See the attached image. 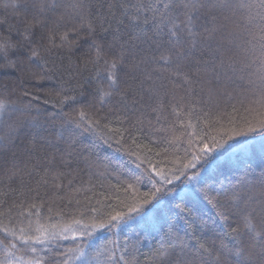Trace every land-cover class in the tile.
I'll return each mask as SVG.
<instances>
[{
  "label": "trees",
  "instance_id": "obj_1",
  "mask_svg": "<svg viewBox=\"0 0 264 264\" xmlns=\"http://www.w3.org/2000/svg\"><path fill=\"white\" fill-rule=\"evenodd\" d=\"M31 2L0 0V43L9 41L12 45L6 56L0 55V102L15 103L21 108L30 105V111L23 115L15 113L0 117V136L9 137L0 142V181H3L0 193H7V196L0 195V213L26 200V203L44 205L38 215L29 217L33 227L60 231L69 225L76 227L72 225L73 218L81 219L84 224H99L101 220L106 221L109 212L113 215L127 212L126 206L138 204L144 192L152 191V184L147 179L126 190L125 182H131L132 175L144 173L148 164L140 162L145 158L158 170L172 175L176 169L182 168V163L191 159L188 153L194 147H202L205 143L210 147L219 144L217 151L212 153L215 159L212 168L197 166L183 170L180 179L166 186L174 189L175 194L160 193L159 203L145 205L143 214L131 213L132 219L127 223L115 222L112 227L97 228L91 242L89 238L82 242L89 264H125L126 261L128 264H158V260L166 264L165 257L155 255L164 239V232L159 227L161 223L165 224L164 231H168L171 224H178L181 235L184 231L202 235L177 215L178 203L186 204L193 209L194 215L207 220L202 230L204 237H212L213 230L221 232L231 223V219L219 218L216 209L193 191L196 182H190L188 177L197 171L205 181V188H215L210 195L241 191L255 200L264 199V132L259 130L264 124V107L258 103V94L254 97L251 93H243L228 79L245 75L238 70L245 61L252 62V71L259 70L256 58L264 44V33L261 32L264 21L260 19L264 9L259 6L260 0H246L254 7L239 9L235 13V23L229 24L233 36L228 40H222L218 33L214 39L197 44L195 55L203 53L206 60L216 58L218 77L207 74L203 84L193 85L194 90L187 93L184 87L172 85L169 94L160 98L147 92V85L144 89L136 87L135 92L123 97L116 92L102 96L98 91L110 90L104 79L108 71L105 60L110 63L121 44L128 47L134 42L130 39L135 32L128 15L129 6L138 0H64L68 4L79 3L95 31L89 34L85 26L78 34L70 32L69 39L74 41L71 48H54L51 52L41 50L43 59L39 63L43 68L30 67L32 71H40L41 77L46 74L45 79H33L7 66L10 61H27L28 40H38L41 34L38 26L33 27L31 33L25 31L32 23V16L24 11L23 5ZM216 15L219 17L220 12L217 11ZM92 41L103 46L99 60H96ZM140 55L151 57L159 53L151 49ZM220 58L236 61L235 74L227 64L221 67ZM136 75L140 76L139 71ZM130 83L136 85V81ZM239 83L241 81L237 80ZM65 96H73L76 100L61 104ZM134 98L138 103L133 102ZM122 100L127 102L126 107ZM177 104L180 105L179 118L172 111ZM184 108L198 114L199 122L184 116L181 111ZM78 110L87 113L84 121L76 117ZM69 117L77 122H70ZM181 120L185 123H180ZM188 120H191L192 127L187 126ZM250 127L257 131L250 132ZM193 132L196 134L194 138L189 135ZM254 138L262 140L241 148ZM190 139H194V145L189 144ZM13 166L20 169L36 166L33 177L26 178L30 180L27 187L18 179L8 183L4 171ZM46 169L63 173L62 179L56 181L60 187H54L51 180L47 185L42 181L37 184ZM29 188L37 189L39 197ZM180 196H184L183 202ZM49 207L51 212L47 211ZM91 208L98 212H90ZM24 211L27 213V207ZM16 214L17 209L13 208L12 217L15 218ZM0 221L8 223L4 216H0ZM200 227L197 224V229ZM61 243L64 250L74 246L72 240ZM98 250L105 255L97 257ZM108 253L114 258H106ZM3 255L0 247V258ZM31 255H24V259ZM36 255L43 258L44 264H52V254L42 250ZM259 259L257 255L256 264ZM75 263L83 264L82 261Z\"/></svg>",
  "mask_w": 264,
  "mask_h": 264
},
{
  "label": "snow or ice",
  "instance_id": "obj_2",
  "mask_svg": "<svg viewBox=\"0 0 264 264\" xmlns=\"http://www.w3.org/2000/svg\"><path fill=\"white\" fill-rule=\"evenodd\" d=\"M259 6L264 9V0H260ZM23 7L24 11L32 16V23L25 31L31 33L32 28L38 26L41 29V34L38 40H28L27 61H10L7 66L14 67L21 73L30 75L33 79L47 78L46 74L41 77L40 71H32L30 67V65H34L37 69L43 68V65L39 63L43 59L41 50L51 52L54 48H71L74 41L69 39L70 32L78 34L80 29L85 26L89 34L95 31L92 23L83 14L82 6L79 3L68 4L64 0H32L31 3L25 4ZM252 7L254 5L247 3L246 0H237L235 3L230 0H138V3L129 6L128 15L129 22L135 32L130 39L134 42H130L128 47L121 44L110 63L105 60V63L108 64V71L104 75V79L107 80L110 90L98 91L102 96H111L113 92H116L123 97L130 92H135L136 87L144 89L147 85L146 91L152 96L160 98L162 95L169 94L172 85L184 87L187 93L190 89L194 90L193 85L203 84L207 74L211 73L214 77H218L216 58L206 60L203 58V53L201 56H197L194 50L199 42L214 39L218 33L221 34L222 40H228L233 36L229 24L235 23L233 20L235 13L239 9ZM217 11L220 12L219 17L216 15ZM260 19L264 21V14H261ZM121 23L123 22L121 21ZM209 24L212 26L209 27ZM261 32L264 33V27L261 28ZM114 38L118 39L119 37ZM57 39H59V44H57ZM33 44L35 46H32ZM141 45L146 47H141ZM11 46L9 41L0 43V55L6 56L8 48ZM92 46L96 52V60H99L103 46L95 41H92ZM151 49H154L159 55L151 57L140 55V53ZM256 62L259 64L258 71H252V62L245 61L238 69L245 75H240L236 79L228 77V79L243 93H251L254 97L258 94V103L264 107V44L261 45L260 55L256 58ZM219 63L221 67L227 64L234 74L237 71L236 61L231 58L229 61L220 58ZM137 71L140 76L136 75ZM253 76L256 79H252ZM237 80L241 83L237 84ZM245 80L246 82H244ZM130 81H136V85L134 86ZM37 99L39 98L37 97ZM183 99L184 97H181V100ZM75 100L76 98L73 96H65L60 103L74 102ZM133 102L138 103L135 98ZM122 103L125 107L127 106L126 101L122 100ZM163 106L161 104V107ZM178 109H180L179 104L173 107L172 111L179 118L181 112ZM28 111H30V105L21 108L15 103L0 102V117L15 113L23 115ZM181 111L184 116L193 117L199 122V115L194 114V111H189L187 108ZM86 116L87 113L83 110L76 112V117L81 121H84ZM69 119L70 122H77L71 117ZM180 123L183 124L185 121L181 120ZM186 123L188 127H192L191 120ZM88 126L91 127V124ZM259 130L264 132V124H261ZM13 131L15 130L13 129ZM113 131L118 132V130ZM249 131L255 132L257 129L250 127ZM189 135L193 138L196 136L194 132ZM7 138L9 137L0 136V142ZM194 143V139L189 140L190 145H194ZM219 147V144L210 147L206 143L202 147H194V150L188 153L191 159H188L187 163H182V168L176 169L172 175L158 170L157 166H153L145 158L140 162L148 164L144 173L132 175L131 182H125L126 190L134 188L147 179L152 184V191L144 192L138 204L126 206L127 212H116L115 215L109 212L106 221L101 220L99 224H84L81 219L73 218L72 225H76V227L69 225L60 231L33 227L29 217L38 215L39 209L44 205L35 202L26 203V200H21L7 212L0 213V216L8 219L7 224L0 221V247L4 252L3 257L0 258V264H44L43 258L36 255L42 250L52 254V264H70L74 260L89 264L82 242L90 238L97 228L112 227L115 222L127 223L128 219H132L131 213L143 214L145 205L159 203L160 193L175 194L174 189L166 186L172 185L174 180L180 179V175L185 169H195L197 166L200 169L212 168L215 165L212 153L216 152ZM139 166L138 164L137 167ZM35 167L20 169L13 166L5 169L4 174L9 184L18 179L21 185L27 187L30 180H26V178L33 177ZM62 177L63 173L46 169L37 184L39 185L42 181L44 185H47L51 180L54 187H60L56 181ZM188 180L196 181L193 191L198 192L216 209L219 218L225 221L231 219V223L227 224L221 232L213 230L212 237H204L202 230L203 226L207 225V220L194 215L193 209L187 207L186 204L178 203L176 205L177 215L183 218L189 227L201 231L202 235L196 236L195 231L191 234L184 231V235H181L182 229L178 224H171L170 229L164 231L165 224L161 223L159 227L164 232V239L161 241L160 247L155 250L156 257H165L166 264H256L258 255L260 257L259 264H264V199L255 200L252 196L241 191H232L230 195L227 193L210 195L216 190L211 186L207 188L203 186L205 181L201 179L199 171L188 177ZM157 184L160 186L157 187ZM28 190L35 191L36 196L39 197L37 189L29 188ZM0 195L7 196V193H0ZM221 195L224 196L223 199L220 198ZM179 199L183 202L184 196H180ZM26 207L27 213L24 211ZM13 208L17 209L15 218L11 215ZM47 211L51 212L52 209L49 207ZM89 211L98 212L95 208H91ZM83 215L84 213H81V216ZM21 217L23 219H20ZM10 224L15 226L9 227ZM197 224L201 226L199 229H197ZM67 240H72L74 246L64 250L61 242ZM17 253L24 255L31 253L32 255L25 260L24 255H17ZM102 255H105V252L98 250L97 257ZM106 258L112 259L114 256L108 253ZM125 264L128 262L126 261ZM158 264H165V262L158 260Z\"/></svg>",
  "mask_w": 264,
  "mask_h": 264
},
{
  "label": "rangeland",
  "instance_id": "obj_3",
  "mask_svg": "<svg viewBox=\"0 0 264 264\" xmlns=\"http://www.w3.org/2000/svg\"><path fill=\"white\" fill-rule=\"evenodd\" d=\"M259 138H260V137H259ZM259 138H254V139L249 140L247 143L241 145V148L247 146V145L250 144L251 142H255V141H257ZM261 140H262V139H261ZM261 140H258V142L261 141ZM232 152H233V151H232ZM232 152H231V153H232ZM193 182H194V181H192V183H193ZM195 182H196V181H195ZM195 182H194V183H195ZM91 237H92V236H91ZM91 237H90L89 240H88L89 242L92 241V240H91ZM88 241H87V242H88ZM75 262H77V261H75ZM75 262H74V264H76Z\"/></svg>",
  "mask_w": 264,
  "mask_h": 264
}]
</instances>
